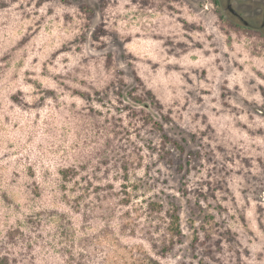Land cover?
Wrapping results in <instances>:
<instances>
[{
	"label": "rangeland",
	"instance_id": "1",
	"mask_svg": "<svg viewBox=\"0 0 264 264\" xmlns=\"http://www.w3.org/2000/svg\"><path fill=\"white\" fill-rule=\"evenodd\" d=\"M227 2L0 0V264H264V0Z\"/></svg>",
	"mask_w": 264,
	"mask_h": 264
},
{
	"label": "flooded vegetation",
	"instance_id": "2",
	"mask_svg": "<svg viewBox=\"0 0 264 264\" xmlns=\"http://www.w3.org/2000/svg\"><path fill=\"white\" fill-rule=\"evenodd\" d=\"M227 1L228 2L225 4L224 10L228 13V15H230L231 18L241 22L245 26L255 27L254 26V24H255L254 18H247V17L245 18L243 16V11H242L241 7H233L232 6V3L235 2L236 0H227ZM262 12H263V14H262ZM259 13H261L263 16L264 10L260 9ZM257 15H259V14H257ZM257 28H259L260 31H262L264 33V23L260 24Z\"/></svg>",
	"mask_w": 264,
	"mask_h": 264
}]
</instances>
